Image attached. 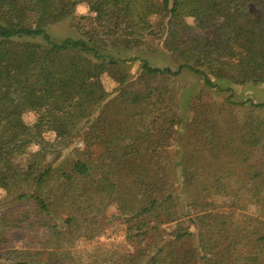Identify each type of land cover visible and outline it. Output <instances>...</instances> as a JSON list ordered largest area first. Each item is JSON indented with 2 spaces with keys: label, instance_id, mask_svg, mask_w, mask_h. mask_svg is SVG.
I'll return each instance as SVG.
<instances>
[{
  "label": "trees",
  "instance_id": "1",
  "mask_svg": "<svg viewBox=\"0 0 264 264\" xmlns=\"http://www.w3.org/2000/svg\"><path fill=\"white\" fill-rule=\"evenodd\" d=\"M78 6L80 38L52 39ZM162 36L177 70L141 61L127 82L110 53ZM183 69L230 93L188 125ZM246 84H264V0H0V236L26 246L0 264H264V103L232 101ZM109 220L138 249L75 255Z\"/></svg>",
  "mask_w": 264,
  "mask_h": 264
},
{
  "label": "rangeland",
  "instance_id": "2",
  "mask_svg": "<svg viewBox=\"0 0 264 264\" xmlns=\"http://www.w3.org/2000/svg\"><path fill=\"white\" fill-rule=\"evenodd\" d=\"M86 9L81 6L76 7L74 14L62 21L50 26L46 32L54 40H63L65 38H80L77 32V23L80 16L85 15ZM191 22V20H189ZM192 23V22H191ZM30 42L42 43V38L25 39ZM164 37L157 40H147L146 45L142 48L144 53L135 51H112L110 53L114 59L121 61L119 73L126 76L127 82H134L141 73V61H146L150 67L153 68H169L176 71L180 62L175 56L169 55L163 47ZM97 72H100V67H97ZM101 81L109 92H112L115 83L108 74L101 76ZM175 90H177L178 113L184 124L188 125L189 121L194 117L200 103L220 105L224 103L230 93H219L215 89H209L204 86L202 78L195 75L187 69H183L181 73L169 82ZM221 85H228L222 83ZM250 100L254 103H264V84L252 85L246 84L240 87H234L232 93V101L244 102ZM240 116V113L238 114ZM27 121H33V114L29 113L25 116ZM178 144H182L187 138L185 128L180 130ZM52 135H46V140H52ZM74 147L82 149V145L78 142L75 146H71L68 150L62 153L58 161H62L71 157V150ZM216 206L227 203V199L220 197L212 198ZM112 216V211L108 213ZM192 217L186 220L190 223ZM170 226H165L168 230ZM193 230V227H191ZM25 240L22 235L18 233H7L0 236V256L10 249H25ZM185 249L191 247L190 242L183 244ZM138 249L137 244L127 239L125 226L118 221L109 220L106 228L100 234L92 239L80 240L73 248L75 255L86 257L87 254H98L104 250H113L120 254L134 253ZM127 256V255H126ZM125 256V260L127 257Z\"/></svg>",
  "mask_w": 264,
  "mask_h": 264
}]
</instances>
